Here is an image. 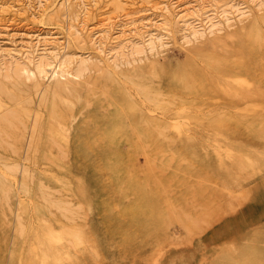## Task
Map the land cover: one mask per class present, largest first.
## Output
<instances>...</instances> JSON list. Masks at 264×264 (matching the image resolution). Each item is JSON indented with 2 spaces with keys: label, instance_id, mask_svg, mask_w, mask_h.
<instances>
[{
  "label": "rangeland",
  "instance_id": "rangeland-1",
  "mask_svg": "<svg viewBox=\"0 0 264 264\" xmlns=\"http://www.w3.org/2000/svg\"><path fill=\"white\" fill-rule=\"evenodd\" d=\"M85 1L90 25L99 10L120 11L112 0ZM236 1L241 11L228 21L218 14L214 32L184 42L171 23L155 51L128 58L110 42L100 54L59 0H31L36 15L4 20L0 264H264V53L249 38L264 0ZM257 25L264 34V20ZM48 28L73 70L81 57L98 65L80 76H4L6 50ZM197 48L217 52L223 70ZM185 56L204 80L181 85ZM117 126L128 135H115Z\"/></svg>",
  "mask_w": 264,
  "mask_h": 264
},
{
  "label": "bare ground",
  "instance_id": "bare-ground-1",
  "mask_svg": "<svg viewBox=\"0 0 264 264\" xmlns=\"http://www.w3.org/2000/svg\"><path fill=\"white\" fill-rule=\"evenodd\" d=\"M38 1L41 3L42 0ZM213 1L215 0H155L148 7L137 8L132 6L127 0H112L111 5L120 11L112 17L111 15H102L104 9L103 11L99 10L100 16L96 18L95 23L92 25L88 24L83 16L86 12L84 7L87 2L85 0H59V4L66 6V14L75 22L71 24L69 22V26L76 25L75 31L82 36L84 35L100 54L105 53L103 44L110 42L109 50L113 54L128 58L130 56L134 57L141 52L155 51L164 42V34L172 30L171 23L179 24V29L183 31V41L189 42L218 29L219 26L217 24L220 20V18H216L218 14H221L223 19L228 21L233 11H241V3L236 0H216L221 9L215 13L213 11ZM80 6L82 7L81 9ZM37 11L32 6L31 0H0V26L6 24L4 22L5 19H15L18 18L16 17L18 15L19 17H21L20 15L27 16L28 14L33 16L34 14L36 15ZM118 15L120 16L119 19H117ZM260 18L259 20H264V17ZM258 21L256 19L253 21L249 38L255 42L257 48L261 49L258 52L264 53V34L257 25ZM157 27L162 31L156 32L155 28ZM115 28L117 29L114 31ZM48 29L45 31L38 29L29 33L30 39L23 40L18 47L6 50V54L12 59L10 66L3 74L4 76L10 77L13 73L19 74L22 71H25L30 76L36 75L40 78H44V76L69 77V73L80 76L86 69L95 64L98 65L97 61L81 57L73 70L70 66L71 59H64L68 51L64 50L58 55V52L54 50L57 43L63 49L66 45L59 38V32ZM83 29L87 30L86 34H82ZM144 31L147 33V37H143ZM136 37L140 39H136ZM35 50L39 52L33 53ZM195 53L202 57V61L209 68L219 71L223 70V63L217 52L197 48ZM262 58L264 60V54ZM24 61L32 63L33 68L26 65ZM205 76V72L193 57L185 56L178 64L177 77L181 85L188 86L198 83L202 79L204 80ZM66 86L58 82L55 88L58 92H63L67 89ZM233 88L235 87L233 86ZM240 91L243 90H238L237 95H239ZM233 92H236V89H233ZM57 104H60V102L54 101L53 105ZM114 134L117 136L128 135L124 128L118 126L115 127ZM142 134L140 132L138 138L141 139ZM138 147H141V145H138ZM36 211L37 215L43 213L42 210L37 209ZM43 230L42 227L37 228V231L41 232Z\"/></svg>",
  "mask_w": 264,
  "mask_h": 264
}]
</instances>
